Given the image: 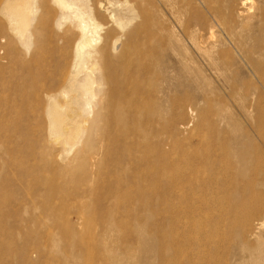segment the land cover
Here are the masks:
<instances>
[{
    "label": "rangeland",
    "instance_id": "1",
    "mask_svg": "<svg viewBox=\"0 0 264 264\" xmlns=\"http://www.w3.org/2000/svg\"><path fill=\"white\" fill-rule=\"evenodd\" d=\"M161 1L141 0L135 5L136 11L140 6L146 9L149 26L142 36L138 32L133 37L123 35L113 58L120 63L126 54L138 50L150 54L151 74L137 76L126 70V77L121 78L140 90L158 84L161 92L151 98L154 102L142 101L143 110L155 105L157 111L148 118L143 112L126 111L124 126L128 127L121 131L130 138L115 143L101 133L113 131L102 122L111 119V112L103 107V96L122 82L111 79L102 86V99L86 117L75 121L80 134H74L73 123L67 126L66 137H54L48 122L49 95L64 103L58 93L65 87L74 55L68 24L50 28L45 22L42 27L37 13L28 27L31 31L38 24L37 32L31 31V43L25 47L17 29L0 14V264H173L174 252L180 255V264H264V225L257 226L264 219L260 184L264 179V91L238 48L217 27L210 36L213 21L200 0H176L181 7L190 5L195 24L192 48ZM256 3L262 1H249V5ZM141 17L124 32L134 31ZM109 27L121 33L117 25ZM260 30L258 20L249 22V33L263 42ZM252 45L248 39L247 47ZM29 58L35 59L30 73L21 71V62ZM110 73L111 65L102 63L99 76L108 78ZM173 98L182 106V121L174 119ZM200 111L205 112L203 117H198ZM136 112L139 119L133 123ZM70 133L73 137L67 140ZM204 136L228 147L225 154L216 150L213 158L251 159L257 168V183L160 190L161 177L149 171L159 161L145 160L134 141L138 137L139 143L155 153L163 141L168 151L194 149ZM112 148L113 155L106 157ZM196 152L205 154L202 148ZM182 155L175 159L172 171L181 173L190 164L196 175L200 166L182 162L186 152ZM112 178H126L132 187L107 193ZM135 183L152 186L135 188ZM184 196L192 201L184 205L185 211L176 216L163 211L170 210V205L190 204L183 201ZM95 207L104 211L96 215ZM162 230L168 232L164 240ZM174 232L180 235L177 243L172 240ZM245 245L261 249L255 261L243 253Z\"/></svg>",
    "mask_w": 264,
    "mask_h": 264
},
{
    "label": "bare ground",
    "instance_id": "2",
    "mask_svg": "<svg viewBox=\"0 0 264 264\" xmlns=\"http://www.w3.org/2000/svg\"><path fill=\"white\" fill-rule=\"evenodd\" d=\"M140 1L141 0H43V2L39 4L37 3V0H0V14L6 16L10 20L13 27L17 29L19 42L25 47L31 43V33L37 32L38 24L31 28L32 32L28 30V27L31 25V23L35 21L37 13H40V20L39 17L38 20L40 21V24L43 23L42 27L45 26V22L48 23V27L50 28H60L63 24H68L69 28L67 30V34H71L73 36V46L70 47L71 49H74L71 70L69 72V76L67 77L65 87L63 88L62 92L58 93V96L63 98L64 103L62 105L59 104L56 101V97H51L49 95L48 122L50 133L54 137H66L67 126L73 123H76V125L73 127L74 134L78 135L81 133L79 124L75 122L76 119L81 115L86 117L88 112H90L89 109L98 104V101L102 99L100 96H103L102 86L104 84L108 85L111 79L117 82L121 81L122 84L116 89H108L107 93L103 96V107L108 111V114L111 112V119H104L102 122L103 124L113 127L112 132H107V130L101 132L103 138L106 136H111L114 140V143L118 139L122 141H126L128 139V133L125 131V133L122 132L121 128L128 127L124 126V122L127 120L125 115L126 111L129 109L138 111V113H145L144 117L146 118H148L149 115L154 117L157 111V108L154 107L155 105H152V107L149 108L146 107V110H143L145 107L143 105L144 102L142 101L144 98H148L150 102H154L151 98L155 97L161 92L158 84L153 86L147 85L144 89L140 90L139 88H136L135 85L131 83V81L127 82L125 79L123 80L121 78L126 77V70H129L131 73L134 72L137 76L143 74L144 72H146L148 75L151 74L153 66L150 61V54L144 55L140 52V50H138L135 53L126 54V56H124V60L122 59L123 61L121 60L120 63L113 62L115 61L113 59L114 54L120 50L119 46L121 37L123 35L133 37L135 32L140 33L142 36L149 26L148 19H146L145 16L147 13L146 9L140 6L141 9H138L139 7H137V11L135 10V5H137ZM249 1L250 0H200L213 21L210 24V28L208 26L210 29V36L212 37L214 34L211 29L217 27L223 36H225L236 46V48H238L237 50L241 54L242 58L250 66L253 76H255L254 78H256L260 89L264 91V41L260 42V38L253 37L248 31L249 22L253 19H256L258 20L259 26L262 29L260 31L264 33V0H261L262 4L260 5L258 3L249 5ZM161 2H163L162 4L167 7L176 24L180 27L183 36L192 48V46L195 45V24L190 15L189 3H187L185 7H181L177 4L176 0H164ZM138 14L143 15L139 25L136 27V29H134V31L131 30L129 34H126L124 29L137 16H139ZM109 25H117V27H119L121 30V33H115L111 31ZM248 39L253 40V45L251 48L247 47ZM71 42L72 40H70L69 45ZM48 45H51L50 39H48ZM34 60L35 59L31 58L28 60L25 59L23 62H21L19 69L21 71L28 70L27 72L30 73L31 66L34 65L32 64ZM102 63L107 64V66L111 65V73L110 77L108 78L104 77L103 75H101L102 77L99 76L100 66ZM171 106L176 111L174 117L175 121H180L183 118V115L181 114L182 106L175 98H173ZM138 113L136 112L134 114L135 116L133 117V120L131 118L132 122L135 119L138 121ZM136 114H138V116ZM197 114L198 117L199 115L203 117L205 112L200 111V113L198 112ZM128 121L126 124L131 122ZM197 124L198 122L196 121V125ZM72 133L67 135V140H70L73 137ZM134 141H136L137 144L141 146V148H139L140 155L145 160L159 161L156 165L149 167V171L152 174H156L158 177H161V180L159 181L160 190L164 189L165 191H170L177 189V191H186L195 187H226V185L238 186L240 181H244L245 184L255 181L257 183L258 172L257 168L255 167L256 165H254V162L251 159H239L235 162L233 159L229 158H226L223 161L221 157L213 158V153L216 150H221L224 152V154L228 152V147H226V143L224 142L217 143L204 136L200 140L201 142L198 143L194 149L180 150L179 148L178 150L176 148H172L174 151H168L166 150V144L163 141L157 144L155 147V153H153L152 151L154 150L150 151L144 142L139 143L138 137H136V140L134 139ZM119 143L123 144L124 142L119 141ZM168 145L169 144H167V147ZM197 147L202 148L205 154L201 155L196 152V149L199 151V148ZM185 152V161L182 160V162H196L200 166V168L197 166L199 170H197L196 175L193 170L190 171V164L188 165V168L181 166V168L184 167V170L181 173L180 171L179 173L172 171V168L174 165H176L174 163L175 159L178 160L180 156H184L182 154H185ZM105 154L106 157L112 156L113 148L112 151L108 149ZM219 154L221 155L222 153L220 152ZM117 159L118 157L116 156V160ZM192 166L194 165L192 164ZM175 169L176 168H174V170ZM201 169L203 170L201 171ZM203 171L206 173H201ZM125 179L126 178H112L111 181H109L110 186L108 185L111 187V189L107 190V193H110L112 190L118 191L121 188L132 187L131 183L125 181ZM260 184L261 187L264 188V179L260 182ZM141 186L151 187L152 185L150 183H135V188ZM190 198L191 197L188 196L183 197V201L189 200L190 204L182 203L181 205H170V210L167 207V210L163 211L165 213H167V211L169 213L173 212L172 214L176 216L179 212L185 211V208H183L184 205H192ZM80 210L78 212H82ZM103 211V208H94V213H97L96 215L101 214ZM187 212H190V210ZM192 213L193 212H191V214ZM80 214L81 213H79V215ZM263 225L264 219L259 220L257 226ZM93 229H95V226ZM119 234L121 233L119 232ZM166 234L168 235V232L166 230H162L161 238L163 240L166 239ZM183 235L185 236V239H190L187 237L188 234L185 235L183 233ZM179 237V232H174L172 234V240L175 243L178 242ZM259 252H261V249H258L257 247L254 248V246L251 247L249 245L243 246V253H246L252 262L256 260L255 255ZM161 253L163 255L165 254L163 245L161 246ZM68 254L69 253H67V255ZM179 256L180 255L177 252H174L175 260L173 261V264H180ZM86 264H92V262L88 261Z\"/></svg>",
    "mask_w": 264,
    "mask_h": 264
}]
</instances>
